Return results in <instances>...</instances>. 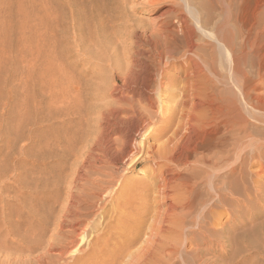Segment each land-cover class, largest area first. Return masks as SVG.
Segmentation results:
<instances>
[{"label":"bare ground","instance_id":"obj_1","mask_svg":"<svg viewBox=\"0 0 264 264\" xmlns=\"http://www.w3.org/2000/svg\"><path fill=\"white\" fill-rule=\"evenodd\" d=\"M169 1L168 13L175 16L178 30L165 20L158 27L161 34L157 32L162 37L158 34L156 40L131 30L135 35L133 50L126 52V69L121 67L126 57L112 64L109 85L102 81L103 74L101 82L86 77V82L75 83V75L71 79L68 74L75 71L71 65V70L65 68L68 73L62 69L70 79L64 75L63 82L59 75L61 80L51 83L60 94L89 89L93 98L88 102L84 96L86 106L64 111L75 125L69 137H62L70 155L59 158L64 163L74 159L69 172L51 166L52 156L45 150L35 160L49 166L43 173L38 170L32 182L23 179L34 189V200L20 202L23 210L16 221L12 212L2 210L0 264H237L252 256L264 260V219L255 223L262 215L247 209L256 196L250 195V185L264 188V181L258 183L264 180V71H256L260 78L255 86L247 70L250 57L264 46V0ZM197 28L209 30V38ZM87 47L79 51L97 57V51ZM147 52L152 64L145 60ZM219 54L229 60L227 74L218 68ZM163 66L184 70L173 76ZM151 86L162 91L157 98ZM60 87L63 91L56 90ZM258 123L262 129L255 126ZM129 170L151 171V182L129 179ZM63 182L68 193L60 199ZM108 205L113 206L111 218L119 219L114 226L105 220Z\"/></svg>","mask_w":264,"mask_h":264},{"label":"rangeland","instance_id":"obj_2","mask_svg":"<svg viewBox=\"0 0 264 264\" xmlns=\"http://www.w3.org/2000/svg\"><path fill=\"white\" fill-rule=\"evenodd\" d=\"M155 2L150 3V0H0V231L5 229V220L2 213L3 209L6 210V212H12V221H16L21 218L20 213H22L24 203H31L34 200L32 196L34 189L25 184L32 182L31 178L34 179L37 176L38 170L42 171L49 166H45L41 160L36 161V157H41L46 150V156L49 158L52 156L51 159H48V161L51 162V166L62 167L57 171L63 172V167H65L69 172V169L72 168L71 161L74 159L71 158L74 156L73 152L70 156L71 160L69 161L68 159L67 163L59 159L60 156L65 157L66 153H69L67 158L70 155V150L67 149L69 145L63 138L69 137L75 126L71 125L74 122H71V124L68 122L70 120L64 111L68 112L69 110L82 108L84 104L86 106V101L90 102L93 98L91 96H93L92 94L94 93L89 89H85L86 91L82 90L78 95L76 92H66V94H64V92L63 95L60 94L62 92H58V89H62L60 87L56 89L58 90V94L54 91L51 83L54 79L57 80L59 75H63V77H61L62 80L63 78L66 79V75L68 79V74L71 79L74 75L75 77L77 76L76 78H78V81L75 77L72 79V81L74 79L77 81L74 80L75 83L82 81L86 82V77L87 81L91 82L94 80L99 82V80L103 78V80H101L104 81V83H111L113 74L112 69L114 68L112 64L115 65L119 60L120 63L123 61L124 64L122 63L121 67L123 65L122 69L124 67L126 69L128 62L127 56L128 53H130L128 51L133 50L131 38L134 37L135 31V33H141L140 35L143 38L147 37L146 39L156 40L161 36V31L158 27L164 20L170 25H173L171 26L173 29L174 26L178 24L175 16L172 17V15H170L171 3L169 0H159L158 3ZM166 18H168V20H166ZM169 20H171V23ZM176 27L178 28V25L175 26V30L177 29ZM197 31H199L198 33L201 35L204 34L203 36L207 37V33L210 32L209 30H205L206 33L205 31L198 30V28ZM201 32L204 33L202 34ZM155 33H157V35ZM83 34H86V39L84 38L86 45L84 46L79 45L82 37H85ZM90 34H93L92 37L94 40L91 38ZM123 34L124 36H122ZM110 38H116V40L118 38L119 41L116 42ZM110 40L114 41L112 43L115 44L108 42ZM81 46H88V50L94 49L100 56L95 53L97 57L93 58L83 52L81 53ZM263 47L259 50L260 52H258L260 56L253 55L249 59L250 63L247 70L252 71V80L250 83H253L251 85L255 84L256 86L259 83L260 75L258 77L256 71L259 73L260 68L264 71ZM83 49L84 48H82V51H85ZM114 52H117L118 55ZM112 55L114 56L112 57ZM148 55L149 53L147 52V58L145 57V60H147V63L152 64L151 60H149L151 58H148ZM99 58H103L104 60L102 59L103 61H101ZM124 58L125 60H122ZM218 60L219 70L221 72L224 70L223 72L225 74L229 73V60L226 54H219ZM124 61H127L126 64ZM72 62L76 65L75 67L72 65ZM69 65L73 67L72 69H75L73 73L72 71L69 73L66 72L69 71V69L71 70V66ZM65 68H67L66 71ZM163 68L169 75L173 76L180 75L184 70V68H175L174 66H163ZM62 69L68 74H63ZM59 71H61L62 74ZM52 73H56L57 76ZM101 74H103V76L100 78ZM95 75L96 77L98 75L99 79L96 78ZM104 75L106 76L104 77ZM81 76L82 79H85L82 80ZM107 76H109L110 80L106 79ZM107 80H109V82ZM155 80H157V77ZM120 81L121 80H119V83H121ZM153 83H155V81ZM60 84L58 86H61ZM155 84L152 86L156 88ZM152 86L151 88H153ZM155 88L152 89V94L154 98H157L159 92L162 91ZM104 89L105 92H108L106 87ZM257 90L262 91L260 88ZM253 92L255 93L256 91L252 90V95ZM254 95L256 96V94ZM84 96L87 97L85 98ZM84 98L85 100L88 99L85 101ZM82 101H84V103ZM80 103L81 106L78 107ZM72 104H74L75 107L73 106L72 108V106H69ZM66 106H69V109L66 108ZM78 120L79 119L76 118L74 120L75 123H77ZM83 123L86 125L85 121H83ZM261 124L262 123H258L255 126H261L259 128L262 129ZM44 146L47 148L45 149ZM79 147L80 146H78L76 150ZM60 162H62V164ZM140 167L141 166H139V168ZM254 167L258 168L257 166H253V170L256 169ZM42 173L40 172L39 174L44 177L48 175L47 173L46 175ZM143 174L144 173L141 171L135 170H129L126 173L129 179L136 180V178H142L143 180H141L144 182V185L149 184V182H151V171H148L147 174ZM23 179L24 182H26L25 184ZM263 181L264 180H261L258 183L263 184ZM251 186L250 195L256 196L255 198L253 196L254 205L251 207V204H253L252 202L249 205L251 209L249 206L247 209L249 208V211L256 210L260 213L259 215H262V217L258 216L259 219H255L256 222L254 220L255 223H259V221L262 222L264 219V188L254 190L256 188H253V185H250V188ZM40 192L41 191H39V193ZM67 193L68 184L63 182L60 190L61 195L59 194V196H61L60 199L65 198ZM30 196H32V199ZM26 197H29L31 202L28 198V201L24 199ZM20 202L23 204L21 205L22 207L20 206ZM112 208V205L107 206V211L105 210V217L107 219L105 220L109 219L107 222H110L111 225L114 226L119 219H117L118 217L111 218L110 214L112 213ZM260 209L263 210L262 213ZM220 245V243L215 244V249L219 250L221 248ZM254 257L255 259H253ZM254 257L252 259L246 258L245 261L248 260L246 262H244L243 259L241 260L242 262L237 264H264L263 259L256 256ZM211 264H221V262ZM222 264H226V262H222Z\"/></svg>","mask_w":264,"mask_h":264}]
</instances>
